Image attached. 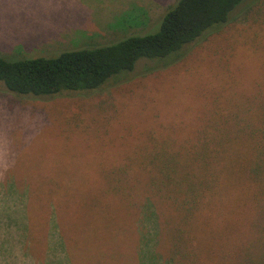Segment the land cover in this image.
Masks as SVG:
<instances>
[{"label": "rangeland", "instance_id": "1", "mask_svg": "<svg viewBox=\"0 0 264 264\" xmlns=\"http://www.w3.org/2000/svg\"><path fill=\"white\" fill-rule=\"evenodd\" d=\"M176 1L0 0V58H54L151 34ZM251 5L188 46L177 63L142 59L96 90L19 96L0 82V219L7 205L24 210L10 215L8 241L20 240L26 217L39 262L49 240L52 264H166L160 230L171 229L172 212L163 206L158 220L146 210V159L183 146L198 151L206 126L259 103L264 0ZM239 225L243 236L253 227L263 232L264 213L242 214ZM137 248L146 259H136Z\"/></svg>", "mask_w": 264, "mask_h": 264}, {"label": "trees", "instance_id": "2", "mask_svg": "<svg viewBox=\"0 0 264 264\" xmlns=\"http://www.w3.org/2000/svg\"><path fill=\"white\" fill-rule=\"evenodd\" d=\"M255 1L177 0L151 34L54 58H0V82L19 96L96 90L113 76L131 72L139 60L173 57L172 64L177 63L188 46L234 21L238 7L250 11ZM262 89L259 103L248 101L231 112L224 124L206 126L198 151L193 145L183 146L179 149L183 154L161 153L146 159L152 169L146 210L151 209L158 220L163 206L172 212L170 223H166L171 229L160 230L168 247L162 257L166 264H264V226L263 232L253 227L245 236L238 226L242 214L264 213L263 209L260 212L264 203V84ZM248 99H258L257 94ZM2 213L8 216L0 219V225L5 224L0 230L6 236L0 241V264L17 263V252L24 257L22 264H50L46 259L49 240L42 262L29 251L30 220L26 217L20 240L8 241L14 222L10 215L24 214V210L7 205ZM161 226L153 222V231ZM16 246L18 251L12 253Z\"/></svg>", "mask_w": 264, "mask_h": 264}, {"label": "crops", "instance_id": "3", "mask_svg": "<svg viewBox=\"0 0 264 264\" xmlns=\"http://www.w3.org/2000/svg\"><path fill=\"white\" fill-rule=\"evenodd\" d=\"M136 249V248H135ZM140 253H142V251H140L138 248H137V250H136V259H138V260H143V259H146V255H141ZM80 261H81V259H80ZM80 264H81V262H80ZM129 264V263H128ZM134 264H143V262H135ZM144 264H146V263H144Z\"/></svg>", "mask_w": 264, "mask_h": 264}]
</instances>
